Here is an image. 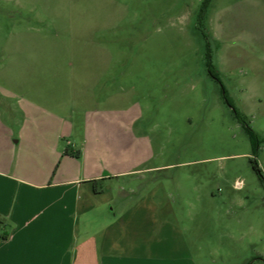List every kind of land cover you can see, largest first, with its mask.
I'll list each match as a JSON object with an SVG mask.
<instances>
[{"label":"rangeland","instance_id":"1","mask_svg":"<svg viewBox=\"0 0 264 264\" xmlns=\"http://www.w3.org/2000/svg\"><path fill=\"white\" fill-rule=\"evenodd\" d=\"M203 1L0 0L7 154L52 177L65 158L33 141L63 130L76 176L106 175L95 221L164 220L203 264H264V0Z\"/></svg>","mask_w":264,"mask_h":264},{"label":"crops","instance_id":"2","mask_svg":"<svg viewBox=\"0 0 264 264\" xmlns=\"http://www.w3.org/2000/svg\"><path fill=\"white\" fill-rule=\"evenodd\" d=\"M15 124L21 130L48 128L41 121ZM11 132L0 115V264L204 263L200 251L185 243L163 242L176 232L165 228L164 220L160 224L138 217L95 221L94 203L112 199L109 191L93 186L106 175L95 170L94 163V168H83L82 178L76 176L75 152L57 144L63 130L55 133L53 144L42 138V132L33 141L49 147L51 158H65V166L52 177L50 168L42 171L31 163H17L7 154L11 143L18 142ZM81 154L79 150L77 155Z\"/></svg>","mask_w":264,"mask_h":264},{"label":"trees","instance_id":"3","mask_svg":"<svg viewBox=\"0 0 264 264\" xmlns=\"http://www.w3.org/2000/svg\"><path fill=\"white\" fill-rule=\"evenodd\" d=\"M209 0H204L202 5H201V10H200V14L201 16L204 14L205 12V8L207 6V3H208ZM208 68H209V71L212 75H214V77L218 78L217 75L213 72L212 70V66H211V63L210 61L208 60ZM225 95V94H224ZM225 99L228 103H230L229 99L227 98V96L225 95ZM234 109V113L236 115V118L237 120L242 124L243 128L245 129V131L247 132L248 134V137H249V140L251 142V145H252V148L254 151L257 150L258 148V145L261 141L260 137L257 135V133L251 128V126L246 122V120L236 111L235 108ZM66 153H69L68 150H65V154ZM254 169L257 171L258 175H259V178L264 186V175L263 173L261 172V170L256 167V166H253Z\"/></svg>","mask_w":264,"mask_h":264}]
</instances>
